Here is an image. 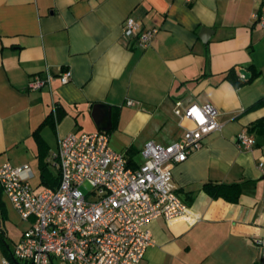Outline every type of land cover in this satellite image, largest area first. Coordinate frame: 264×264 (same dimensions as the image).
<instances>
[{
    "label": "crops",
    "instance_id": "obj_1",
    "mask_svg": "<svg viewBox=\"0 0 264 264\" xmlns=\"http://www.w3.org/2000/svg\"><path fill=\"white\" fill-rule=\"evenodd\" d=\"M261 12L264 0H0V166L29 165L35 192L48 188L41 165L59 182L50 157L58 140L101 131L92 107L105 104L110 149L138 169L147 142L182 139L177 101L212 105L221 130L204 136L184 162L164 165L189 216L151 221L154 244L139 264H264L256 243L264 234V30L252 17ZM129 17L141 32L157 30L147 48L123 36ZM230 70L237 87L223 79ZM64 71L71 75L61 84ZM47 74L48 85L28 89ZM240 132L254 138L251 149L237 145ZM209 182L239 184L238 202L210 198L202 189ZM7 205L27 225L14 248L33 221L0 194V264L14 250Z\"/></svg>",
    "mask_w": 264,
    "mask_h": 264
},
{
    "label": "built area",
    "instance_id": "obj_2",
    "mask_svg": "<svg viewBox=\"0 0 264 264\" xmlns=\"http://www.w3.org/2000/svg\"><path fill=\"white\" fill-rule=\"evenodd\" d=\"M252 17L264 30V12ZM140 30L133 18L124 21L123 36H137V44L147 48L157 30ZM70 75L69 71L61 73V84ZM52 79L49 74L34 76L28 89L39 90ZM173 114L183 129L182 139L165 146L147 142L140 151L144 163L138 169H131L125 155L110 149L108 135L102 131L69 134L58 140L50 156L59 169V182L53 189L35 192L27 164L1 165L0 186L5 196L21 219L33 220L12 257L30 264H53L54 258L64 264H139L154 244L148 228L151 221L189 216L164 165L184 162L201 148L204 136L222 128L212 105L177 101ZM183 120L193 127L182 126ZM236 142L249 150L254 138L240 132ZM256 243L264 249V234ZM1 264L13 263L4 259Z\"/></svg>",
    "mask_w": 264,
    "mask_h": 264
},
{
    "label": "trees",
    "instance_id": "obj_3",
    "mask_svg": "<svg viewBox=\"0 0 264 264\" xmlns=\"http://www.w3.org/2000/svg\"><path fill=\"white\" fill-rule=\"evenodd\" d=\"M235 72L234 70H230L226 76H224V80L228 79L234 86H239V81L234 77ZM260 106L258 103L255 105V108ZM51 124L55 121L50 119ZM257 125V124H255ZM40 179L41 184L48 188H54L53 186L58 184V177H53L51 173L48 171L45 165H41L40 168ZM203 191L212 199H223L229 203H237L240 197V185L233 183V184H216V183H205L202 186ZM3 192L0 186V194ZM3 239L2 233L0 231V240ZM8 260L11 261L13 264H30L27 262H18L12 257V253L8 255Z\"/></svg>",
    "mask_w": 264,
    "mask_h": 264
},
{
    "label": "rangeland",
    "instance_id": "obj_4",
    "mask_svg": "<svg viewBox=\"0 0 264 264\" xmlns=\"http://www.w3.org/2000/svg\"><path fill=\"white\" fill-rule=\"evenodd\" d=\"M182 126L186 127L185 124L182 125ZM45 137L47 138L49 144L53 148L54 145H55V137H54V135L50 132V133H47ZM32 165H33V171H34V173L36 175L35 163H33ZM36 182H37V178L33 179L31 181V184L33 186H35ZM8 210H9V214L12 216V220H9L8 223H7L8 233L11 236V237H9L7 243L9 245L10 249L12 250L14 248V240L19 235L21 229H23L27 225H26L25 222H23L22 220H20L15 213H13L12 209L9 206H8ZM53 264H64V263L60 262L59 259L54 258Z\"/></svg>",
    "mask_w": 264,
    "mask_h": 264
},
{
    "label": "water",
    "instance_id": "obj_5",
    "mask_svg": "<svg viewBox=\"0 0 264 264\" xmlns=\"http://www.w3.org/2000/svg\"><path fill=\"white\" fill-rule=\"evenodd\" d=\"M207 30H202V33H206ZM202 41L205 40L202 38ZM240 74L248 79L250 76L245 70H241ZM92 117L95 121L97 128L101 131L107 132L111 129L110 121V108L105 104H96L92 107Z\"/></svg>",
    "mask_w": 264,
    "mask_h": 264
}]
</instances>
